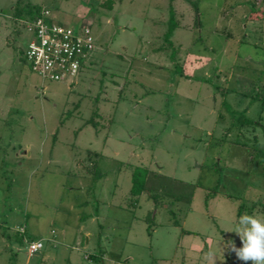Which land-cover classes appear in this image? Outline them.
Instances as JSON below:
<instances>
[{
    "label": "rangeland",
    "instance_id": "rangeland-1",
    "mask_svg": "<svg viewBox=\"0 0 264 264\" xmlns=\"http://www.w3.org/2000/svg\"><path fill=\"white\" fill-rule=\"evenodd\" d=\"M106 1L0 0V264H244L225 230L264 216V20L252 0ZM29 5L91 27L73 79L31 70Z\"/></svg>",
    "mask_w": 264,
    "mask_h": 264
},
{
    "label": "built area",
    "instance_id": "built-area-1",
    "mask_svg": "<svg viewBox=\"0 0 264 264\" xmlns=\"http://www.w3.org/2000/svg\"><path fill=\"white\" fill-rule=\"evenodd\" d=\"M51 16V10L43 8L39 17L26 20V27L32 33L25 54L26 61L43 80L73 79L95 48L91 27L85 24L76 28L50 22L48 18ZM20 231L24 232V227ZM44 246L43 239H27L30 255L36 254Z\"/></svg>",
    "mask_w": 264,
    "mask_h": 264
},
{
    "label": "trees",
    "instance_id": "trees-1",
    "mask_svg": "<svg viewBox=\"0 0 264 264\" xmlns=\"http://www.w3.org/2000/svg\"><path fill=\"white\" fill-rule=\"evenodd\" d=\"M109 2H105L103 3V5H113V0H108ZM172 2L175 1V0H171ZM187 2L190 3V5H192V7L194 8L195 10V13L197 15L198 13V3L200 0H186ZM251 4L254 6L253 9H251V12L248 14L247 16V19L248 20H254V21H258V20H264V9L263 8H259L261 6H258L257 4V0H252L251 1ZM263 7V6H262ZM43 10L42 7H39V6H30L28 7V9L25 11L26 12V16H25V20H34L36 19L37 17H39L41 15V11ZM16 11H21V9H17ZM173 12L171 13L172 17L174 15V9L172 10ZM197 19V18H196ZM48 20L50 22H56L52 16L51 18H48ZM199 20H197V23L199 24L198 22ZM58 23V22H57ZM61 24V23H60ZM87 24V23H85ZM83 24V25H85ZM82 25L78 26L77 28L81 27ZM175 27V24L173 23L170 28H169V31H173ZM172 32H168V36L171 34ZM229 35H231L229 33ZM95 49V48H94ZM94 51V50H93ZM84 66V63H82V66L81 68ZM80 68V70H81ZM256 73H257V76L260 77V79L258 80L260 83H258V85L255 83L253 85H255L256 87V90H255V95H254V98H262L263 100V104H264V65L262 67H259L256 69ZM97 116H99V120L97 119ZM101 117H103L102 114H100L99 112H94V114L91 116V118H89L87 120V124H91L93 125L94 127H96L98 129V126L101 124L100 120H101ZM112 121V117L109 119L108 121V124H110ZM251 123H254L253 120L251 119H248V118H244L243 120V124H251ZM103 124V123H102ZM87 154H88V159H90V161H93V163L91 164L93 166V168H96L97 167V160H93L94 158H100L101 157V153L100 152H97V151H94V150H87ZM88 172H92L93 170L91 169H87ZM147 173H148V170L145 168V169H139V168H135L133 170V173H132V180H133V186L131 188V194L134 195V196H138L140 194H142L145 190H146V176H147ZM94 177H96V174L93 175ZM212 194L214 197L217 195V191L216 190H212L211 191ZM230 197H233V195H229ZM136 200V199H135ZM134 203V202H133ZM258 202L256 201H253V210L255 206V204H257ZM239 214L244 210V205H240L239 207ZM252 210V211H253ZM23 234H26V232H22ZM28 240H32L31 237H27ZM94 257V256H93ZM91 256H89V258H93Z\"/></svg>",
    "mask_w": 264,
    "mask_h": 264
},
{
    "label": "clouds",
    "instance_id": "clouds-1",
    "mask_svg": "<svg viewBox=\"0 0 264 264\" xmlns=\"http://www.w3.org/2000/svg\"><path fill=\"white\" fill-rule=\"evenodd\" d=\"M225 231L235 232L240 237L242 247L229 242L239 260L244 264H264V216L245 213L239 216L234 229Z\"/></svg>",
    "mask_w": 264,
    "mask_h": 264
},
{
    "label": "crops",
    "instance_id": "crops-1",
    "mask_svg": "<svg viewBox=\"0 0 264 264\" xmlns=\"http://www.w3.org/2000/svg\"><path fill=\"white\" fill-rule=\"evenodd\" d=\"M51 15H52V13H51ZM52 18H53V16H52ZM53 19H54V18H53ZM54 20H55V19H54ZM56 22H57V21H56ZM61 24H62V23H61ZM83 24H85V22H84ZM83 24H82V25H83ZM64 25H65V24H64ZM21 228H22V227L19 228V231H20ZM24 229H25V227H24ZM52 231H54V230H52ZM25 232H26V229H25ZM20 233H21V232H20ZM26 233H27V232H26ZM52 233H53V232H52ZM54 233H55V231H54ZM54 233H53V234H54ZM89 234H92V232H89ZM25 237H26V239H28L27 236H25ZM31 238H32V237H31ZM32 239H42V238H39V237H33ZM44 247H45V246H44ZM29 256H33V255H30V254H29ZM89 256L92 257V255H86V258L90 260L91 258H89ZM104 256H105V255H104V251H103V252H101L97 257L104 258ZM117 264H121V263L117 262Z\"/></svg>",
    "mask_w": 264,
    "mask_h": 264
}]
</instances>
